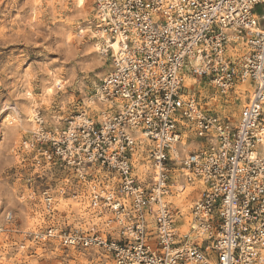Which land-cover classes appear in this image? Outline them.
<instances>
[{"label":"built area","instance_id":"2783aa9c","mask_svg":"<svg viewBox=\"0 0 264 264\" xmlns=\"http://www.w3.org/2000/svg\"><path fill=\"white\" fill-rule=\"evenodd\" d=\"M93 15L111 68L98 111L37 118L34 165L63 176L30 236L74 264H264V0H93ZM246 93L237 121L217 111Z\"/></svg>","mask_w":264,"mask_h":264},{"label":"rangeland","instance_id":"374dc122","mask_svg":"<svg viewBox=\"0 0 264 264\" xmlns=\"http://www.w3.org/2000/svg\"><path fill=\"white\" fill-rule=\"evenodd\" d=\"M110 68L93 0H0V264H74L82 257L43 249L30 236L39 228L41 191L63 173L37 168L26 144L39 129L38 117L52 128L98 111L97 90ZM198 85L202 96L214 95L207 83ZM247 99L248 93L233 97L217 111L237 121Z\"/></svg>","mask_w":264,"mask_h":264},{"label":"snow or ice","instance_id":"6c2138e0","mask_svg":"<svg viewBox=\"0 0 264 264\" xmlns=\"http://www.w3.org/2000/svg\"><path fill=\"white\" fill-rule=\"evenodd\" d=\"M36 2L37 3H39L40 2V0H36ZM83 4V0H81V5ZM199 71H202L203 69H198ZM49 91V93H51V89H49L48 90ZM0 122H2V118H0ZM68 243H75V241L74 240H70ZM172 255L175 257L177 254L176 253H172ZM186 255V254H185ZM172 264H176V261L174 260L173 262H172Z\"/></svg>","mask_w":264,"mask_h":264},{"label":"bare ground","instance_id":"6f19581e","mask_svg":"<svg viewBox=\"0 0 264 264\" xmlns=\"http://www.w3.org/2000/svg\"><path fill=\"white\" fill-rule=\"evenodd\" d=\"M85 2H86V0H83V4H85ZM79 3L81 4V0H79ZM115 47H116V45H115Z\"/></svg>","mask_w":264,"mask_h":264}]
</instances>
